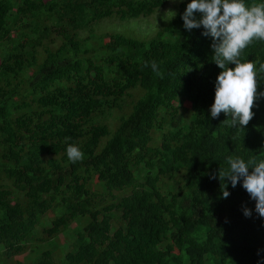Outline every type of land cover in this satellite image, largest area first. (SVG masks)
<instances>
[{"label": "trees", "instance_id": "1", "mask_svg": "<svg viewBox=\"0 0 264 264\" xmlns=\"http://www.w3.org/2000/svg\"><path fill=\"white\" fill-rule=\"evenodd\" d=\"M167 1L0 0V264L24 251L35 259L9 264H264V217L242 179L218 176L229 156L264 159V95L245 129L211 117L222 69L203 26L184 28L191 0L149 37L78 35ZM51 34L56 49L44 46ZM242 59L264 62V42ZM136 89L144 94L111 130L104 118ZM69 144L83 161L68 159ZM60 236L69 243L57 256L37 251Z\"/></svg>", "mask_w": 264, "mask_h": 264}, {"label": "clouds", "instance_id": "2", "mask_svg": "<svg viewBox=\"0 0 264 264\" xmlns=\"http://www.w3.org/2000/svg\"><path fill=\"white\" fill-rule=\"evenodd\" d=\"M195 13H200L201 18L197 19ZM174 15L175 12L170 19ZM182 19L185 29L191 31L203 26V35L212 37L213 60L222 69L215 80L211 117L218 118L224 113L228 117L222 121L226 126L245 129L255 115L254 100L264 95L258 92L259 80L264 79V62L242 59L243 50L254 42H264V2L249 5L245 0H191ZM230 64L235 67L230 68ZM150 66L158 72L155 61ZM67 156L72 163L85 158L84 152L74 144L67 146ZM227 159L230 167L218 170L220 181L227 178L236 187L242 179V187L255 201L256 213L264 217V159L252 158L247 162L240 157ZM209 178L216 179L217 174L211 173ZM229 195L223 183L222 197ZM244 215L251 216V210L244 208Z\"/></svg>", "mask_w": 264, "mask_h": 264}, {"label": "rangeland", "instance_id": "3", "mask_svg": "<svg viewBox=\"0 0 264 264\" xmlns=\"http://www.w3.org/2000/svg\"><path fill=\"white\" fill-rule=\"evenodd\" d=\"M180 0H169L163 5L160 9L156 10L154 13L146 16L141 17L137 19H126V20H120L117 17L113 18H103L92 26V30H89L87 28H83L79 30L78 35L79 37H85L89 34L93 35H100L104 34L106 38H108V34L112 32H118V33H130L133 36L137 37H149L154 35V33L160 29L169 18L172 17L173 12H177L179 8ZM61 43V39L59 36L55 34H51L48 39L44 40V46L49 47L50 49H56ZM38 50V58L39 60H42L44 56L43 52V46L37 47ZM144 94V91L142 89H136L131 91V96L126 97L124 99L123 108L121 109H115L110 114H107L104 118V122L107 123L111 130H114L120 120V117L122 115H126L131 110L130 102L137 100L140 96ZM182 106H188V103L185 101L182 103ZM155 135L154 142L158 143L159 137L157 132H153ZM96 185V186H95ZM95 188H98L97 184H93ZM93 188V187H92ZM117 194L120 196L122 195V192H117ZM51 213H45L42 217V221L47 222V224H50V221L52 219ZM51 217V218H50ZM66 242L69 243L68 237H62L60 236L59 239L55 241L54 244L51 242H45L41 248L37 249V251L41 250L42 248H52L55 252V256L60 253V251L66 249L65 244ZM67 247L70 248L71 244ZM28 252L24 251L22 254L13 255V257H10L6 259V264H9L10 262H13L15 259H21V261H24L22 259L27 260H33L35 259L36 255L35 253L31 254L28 258ZM26 262L22 264H26ZM3 263V262H2Z\"/></svg>", "mask_w": 264, "mask_h": 264}]
</instances>
